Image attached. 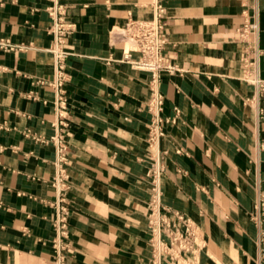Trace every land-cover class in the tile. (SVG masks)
I'll list each match as a JSON object with an SVG mask.
<instances>
[{"label":"crops","instance_id":"crops-1","mask_svg":"<svg viewBox=\"0 0 264 264\" xmlns=\"http://www.w3.org/2000/svg\"><path fill=\"white\" fill-rule=\"evenodd\" d=\"M152 1L0 0V264H56L58 139L71 185L66 264H169L151 249L154 194L195 222L196 264H264V218L251 220L264 196V89L246 80L253 46L236 33L257 25L264 87V0H165L182 72L158 84L173 123L150 143L149 77L121 62L119 32L150 19ZM58 5L73 24L61 66L50 52Z\"/></svg>","mask_w":264,"mask_h":264},{"label":"built area","instance_id":"built-area-1","mask_svg":"<svg viewBox=\"0 0 264 264\" xmlns=\"http://www.w3.org/2000/svg\"><path fill=\"white\" fill-rule=\"evenodd\" d=\"M164 2L165 0H153L150 19L129 18L119 32L121 40L128 47L122 53L121 62L149 77L148 87L151 93L147 104L150 114L147 139L150 143L162 138L165 125L173 123L172 119L166 118L163 114L164 97L158 90V84L164 76H173L182 72L167 49ZM50 16L53 21L51 27L53 46L50 52L55 55L57 64L61 66L66 55L61 48L72 34L73 24L68 21L62 6L58 5L52 9ZM256 32L257 25L249 22L236 31L239 40L248 44L250 41L253 46L254 57L249 63V60L247 61V65L251 67L246 80L263 90V84L256 75V60L259 56L254 37ZM59 70L63 72L62 68ZM63 85L64 79L60 75L55 86L58 96L57 103L60 104L64 103L61 90ZM64 152L63 141L58 139L57 163L60 168L53 181V186L57 188V201L52 203L56 209L53 226V243L56 247L53 257L56 264H66L67 245L65 241L67 240L68 219L71 215L70 205L67 202L71 185L69 177L62 168L66 161ZM149 209L147 229L154 256L169 264H196L203 249V240L195 222L186 214L161 205L158 194H154L150 199ZM263 218L264 196L260 195L251 220L260 228L263 225Z\"/></svg>","mask_w":264,"mask_h":264},{"label":"rangeland","instance_id":"rangeland-1","mask_svg":"<svg viewBox=\"0 0 264 264\" xmlns=\"http://www.w3.org/2000/svg\"><path fill=\"white\" fill-rule=\"evenodd\" d=\"M128 47L125 48V50L127 49Z\"/></svg>","mask_w":264,"mask_h":264}]
</instances>
